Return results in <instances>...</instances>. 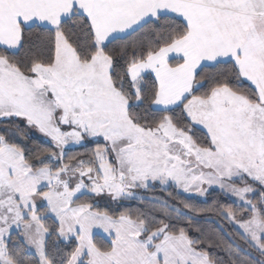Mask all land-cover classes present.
<instances>
[{
	"label": "snow or ice",
	"instance_id": "6c2138e0",
	"mask_svg": "<svg viewBox=\"0 0 264 264\" xmlns=\"http://www.w3.org/2000/svg\"><path fill=\"white\" fill-rule=\"evenodd\" d=\"M32 31L43 42L18 58ZM0 123V264H225L177 226L195 225L192 204L133 216L76 202L157 183L236 197L240 216L220 215L261 259L228 243L227 264H264V0H0ZM33 130L60 155L30 156ZM96 138L92 159L63 164L65 146ZM53 235L75 247L50 255Z\"/></svg>",
	"mask_w": 264,
	"mask_h": 264
},
{
	"label": "trees",
	"instance_id": "16d2710c",
	"mask_svg": "<svg viewBox=\"0 0 264 264\" xmlns=\"http://www.w3.org/2000/svg\"><path fill=\"white\" fill-rule=\"evenodd\" d=\"M43 40V35L36 31L26 33L25 49L21 50L15 55L18 58H24L29 44H40L43 42ZM121 43V41H117L111 47H117ZM143 107L145 106H142V109ZM182 107L183 106L181 105L180 108H177L173 115L179 117ZM142 109L141 112L144 114ZM147 115L149 118H151L152 114L149 112ZM5 127L6 125L4 123H0V130ZM190 129L191 130L189 134L198 140L202 139L205 135V132L202 129L196 127L193 124L190 125ZM30 137L31 138L29 140L23 142L25 147L30 150L28 153L30 156L36 155L38 152H41L43 156H47L48 151L46 150L55 151L57 156L60 155V150L56 148L51 142H47L43 138L36 135H30ZM98 144L100 146L104 145V143H93L65 149L63 153V164H72L77 163L80 160L87 161L92 159V153ZM52 163L55 164L56 167L62 166L58 160H53ZM258 195L259 190L251 198L255 200ZM156 199L167 201L169 205L179 208L183 212H188V209L184 207L185 203L192 204L196 208L203 209L204 211L199 213H189V215L195 217L194 226H189L187 221H180L177 226H184L187 229L188 234L193 238L204 239L205 243L201 245V247H207L208 241H211L213 246L209 247L208 251L218 258H223L225 264H227L228 257L223 249L228 243L238 245L240 254L242 256L247 255L255 260L261 259L258 253L250 249L247 244L240 239V231L236 228L233 222H230L225 218V216L220 215V211L224 210L226 206H230L233 208V210H236L238 217L240 216L241 212L238 210L239 205L235 201L218 190H208L206 192L205 198L201 200L194 196L187 195L172 185L166 188L152 186L142 192L140 197L119 203L112 204L103 200H96V198H94L92 195L82 196L76 202L92 203L97 210L109 211L110 214L114 215H119V213L122 211H129L133 214V216H135L138 212L149 211L152 208V204H150L149 201ZM153 215H155L158 219L163 218V214L159 211H153ZM45 223L50 227L53 226L54 218L47 219ZM173 223L177 222L173 220ZM197 228L203 229V232L197 231ZM18 235V232H13V241ZM94 239L97 244L102 246L110 244L108 240L102 238L101 236H94ZM13 241H9V243L11 244ZM74 247V241L71 244L63 240L58 241L55 235L48 238V248L50 255H54L57 249L61 255L70 253Z\"/></svg>",
	"mask_w": 264,
	"mask_h": 264
},
{
	"label": "rangeland",
	"instance_id": "374dc122",
	"mask_svg": "<svg viewBox=\"0 0 264 264\" xmlns=\"http://www.w3.org/2000/svg\"><path fill=\"white\" fill-rule=\"evenodd\" d=\"M193 125H195V124H193ZM195 126L198 127V128H200V129H202L204 132H206V130H204V129L202 128V126H200V125H195ZM30 135H36V136H38V137H41L42 134H40V133H38V132H35V131L33 130V131L30 132ZM49 141H50V140H49ZM93 143H105V142L103 141L102 138H96L95 141L88 140V141L83 142L81 145H77V147H79V146H84V145H87V144H93ZM70 144H72V143H70ZM70 144L67 145V146H65V148L68 149V148L72 147V146H70ZM75 145H76V144H75ZM72 164H75V163H72ZM72 164H68V165H72ZM85 182H86V183L88 182V181H87V178H85ZM237 184H238V186H243L239 181H237ZM170 185L175 186L174 184H169L168 186H170ZM154 186H160V187H162V188H166V187H164V186L159 185L158 183L155 184ZM168 186H167V187H168ZM175 187H176V186H175ZM203 187L206 188L207 191H208V190H218V191H221L220 188H219L218 186H213V187L209 188L207 185H203ZM254 187L256 188V192H257V191L259 190V188H260L259 185H255ZM176 188H177V187H176ZM147 189H148V188H147ZM177 189H178V188H177ZM145 190H146V189H144V188H135V189H132V192L134 193V196H133L132 198H124V199H120V200H117V201H113L112 198H111L109 195H107V193L100 194V195H95V194H89V195H92L94 198H96V200H103V201H106V202H108V203H112V204H114V203H119V202H123V201H126V200H131V199H134V198L140 197L141 193L144 192ZM178 190L184 192L182 189H178ZM221 192H222V191H221ZM184 193H185V192H184ZM222 193H224L226 196H228L229 198H231V199H232L233 201H235L238 205L240 204V201H239L236 197L232 196L231 194L225 193V192H222ZM186 194H187V195L194 196V197L199 198V199H201V200H203V199L205 198V196H199L198 194H196L195 191L190 192V193H186ZM233 224H234V225L236 226V228L241 232V230L238 228V225H237L236 223H234V222H233Z\"/></svg>",
	"mask_w": 264,
	"mask_h": 264
},
{
	"label": "crops",
	"instance_id": "0c3cea01",
	"mask_svg": "<svg viewBox=\"0 0 264 264\" xmlns=\"http://www.w3.org/2000/svg\"><path fill=\"white\" fill-rule=\"evenodd\" d=\"M41 138H43L47 142H51L47 138L43 137L42 135H41ZM70 146L77 147V145H75L74 143L70 144ZM72 147H70V148H72ZM94 231H95V236H101L102 238H104V239H106V240H108L110 242V239L108 238L107 233H104L102 230H94ZM13 232H16L15 229L13 230Z\"/></svg>",
	"mask_w": 264,
	"mask_h": 264
}]
</instances>
